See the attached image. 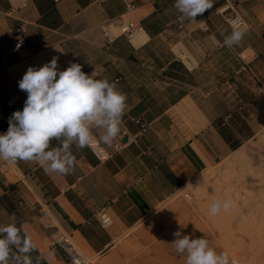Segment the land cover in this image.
Returning a JSON list of instances; mask_svg holds the SVG:
<instances>
[{
    "label": "crops",
    "instance_id": "0c3cea01",
    "mask_svg": "<svg viewBox=\"0 0 264 264\" xmlns=\"http://www.w3.org/2000/svg\"><path fill=\"white\" fill-rule=\"evenodd\" d=\"M228 3L247 24L231 48L224 38L233 29L219 12ZM178 13L174 0H0V133L27 98L18 87L23 74L8 58L9 31L19 25L29 28V52L57 44L85 73L108 79L127 97L116 139L107 145L97 138L106 159L90 146L73 147L75 168L67 176L46 173L38 161L0 160V225L13 217L23 224L42 264H70L53 245L59 231L71 233L90 262L111 264L127 230L264 125V0H214L182 28ZM123 21L142 25L147 39H109L105 26ZM177 41L184 54L174 49ZM100 209L113 219L106 228Z\"/></svg>",
    "mask_w": 264,
    "mask_h": 264
},
{
    "label": "clouds",
    "instance_id": "9594fccd",
    "mask_svg": "<svg viewBox=\"0 0 264 264\" xmlns=\"http://www.w3.org/2000/svg\"><path fill=\"white\" fill-rule=\"evenodd\" d=\"M175 9L189 21L214 7V0H174ZM245 29L234 28L224 38V45L238 46ZM18 87L27 94L22 110L14 111L6 132L0 133V160L38 161L46 173L70 175L76 156L72 149L82 150L94 139L111 145L121 131L126 109V95L108 79H96L78 63L61 70L58 57L42 66H29ZM101 130L98 137L94 130ZM58 146L53 147V141ZM233 206L231 200H214L208 213L215 216ZM176 252L186 256V264H237L227 251L217 252L204 237L193 238L181 231L174 234ZM35 244L13 217L0 225V264H42L33 257Z\"/></svg>",
    "mask_w": 264,
    "mask_h": 264
},
{
    "label": "rangeland",
    "instance_id": "374dc122",
    "mask_svg": "<svg viewBox=\"0 0 264 264\" xmlns=\"http://www.w3.org/2000/svg\"><path fill=\"white\" fill-rule=\"evenodd\" d=\"M112 28L116 35L121 32L114 24ZM180 46L185 48L183 41L175 42L173 47L178 50ZM53 56H59L58 66L63 70V56L57 44L45 47L42 52H29L27 48L13 70L24 75L29 66H42ZM236 151L208 165L142 222L127 230L119 240L121 246L111 264H186V256H179L172 244L176 231L208 239L217 252L227 251L237 264H264V182L258 181V177L264 176V125ZM241 151L252 158L256 174L240 161H234ZM214 200H231L233 206L228 212L221 210L211 216L208 208ZM89 264L101 263L95 259Z\"/></svg>",
    "mask_w": 264,
    "mask_h": 264
},
{
    "label": "built area",
    "instance_id": "2783aa9c",
    "mask_svg": "<svg viewBox=\"0 0 264 264\" xmlns=\"http://www.w3.org/2000/svg\"><path fill=\"white\" fill-rule=\"evenodd\" d=\"M132 8H134V5L129 4L128 9L131 10ZM229 10H232V12L230 13ZM219 12L225 14V21L230 25L232 29H245L247 27L245 19L239 13H237V11H235V9L229 3L221 7L219 9ZM176 18L178 21L179 28H182L184 26L185 18L180 13L177 14ZM111 24L114 23H109L105 26V33L109 39H113L118 35L124 34L127 35V37L132 41V36L136 30L144 31V27L142 25H138L131 21H123L117 24L121 32L118 35H112L109 33L108 30ZM204 29H208V26H205ZM28 31L29 28L27 25H19L9 31V35L13 39V48L8 53V58L11 62H14L19 59L23 55L25 50L28 48ZM178 49H180V51H183L182 47H179ZM2 119H4V111L3 108H0V120ZM7 129H5L4 132H6ZM89 146L99 155L101 159H106L109 157V153L105 151V149L97 139H94L93 143ZM98 221L101 227L106 228L111 225L113 219L111 214L107 210L100 209L98 211ZM53 245L58 246L62 250L70 264L90 263V258L87 257L78 248L71 236V233L69 232H57L54 238Z\"/></svg>",
    "mask_w": 264,
    "mask_h": 264
},
{
    "label": "bare ground",
    "instance_id": "6f19581e",
    "mask_svg": "<svg viewBox=\"0 0 264 264\" xmlns=\"http://www.w3.org/2000/svg\"><path fill=\"white\" fill-rule=\"evenodd\" d=\"M112 25L113 24H111L110 26H109V28H108V30H109V33L110 34H112V35H116V33H115V31H114V29L112 28ZM115 25V27L116 28H118V26L116 25V24H114ZM147 34L144 32V31H139V30H136L135 31V33L133 34V36H132V40L135 42V43H142L143 41H145L146 39H147ZM180 47H182V46H180ZM56 47H54V49H55ZM183 48V47H182ZM62 51V50H61ZM179 51H180V49H179ZM180 53L181 54H184L185 53V51H184V49H183V51H180ZM50 54V53H49ZM52 54V53H51ZM63 57V62L61 63V65H62V69L64 70V69H66L68 66H69V64L70 63H72V61L68 58V57H66L65 55H63V54H61ZM59 57V56H58ZM60 59H61V57H60ZM24 64H28V63H24ZM23 67H24V65H22ZM26 68V67H25ZM22 69V68H21ZM61 69V68H60ZM21 73V72H20ZM20 76H23V75H20ZM238 152V150L236 151V153ZM235 153V154H236ZM234 157V156H233ZM233 159V158H232ZM234 161H240L241 162V164H245L248 168H250V170L253 172L254 170H256L255 169V166H254V164H253V161H252V158L249 156V155H247V153H245V152H239V154L237 155V156H235V158H234ZM235 163V162H234ZM250 171V173H252ZM260 171V170H259ZM259 171L257 170V174L259 173ZM255 172V171H254ZM253 172V173H254ZM264 172V171H263ZM252 173V174H253ZM255 174H256V172H255ZM261 174V173H260ZM254 175V174H253ZM252 175V176H253ZM264 175V174H263ZM251 176V177H252ZM254 176H256V178L258 177V175H254ZM262 176V175H261ZM263 177L264 176H262L261 178H259L258 177V181H260V179H262V181L264 182V180H263ZM251 179H253V178H251ZM254 180L256 181V179L254 178ZM262 182V183H263ZM258 185V184H257ZM258 187H259V185H258ZM264 187V186H263ZM264 188H262V191H264L263 190ZM261 191V192H262ZM262 194H264V193H262ZM258 206V205H257ZM227 242H228V240H226ZM226 241H223V242H226ZM230 246V245H229ZM233 248V247H232ZM230 249V248H229ZM235 249V248H234ZM235 251V250H234ZM231 253V252H230ZM247 264V263H246Z\"/></svg>",
    "mask_w": 264,
    "mask_h": 264
}]
</instances>
